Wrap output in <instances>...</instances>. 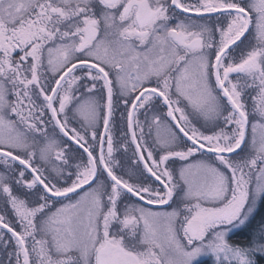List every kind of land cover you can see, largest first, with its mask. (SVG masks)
I'll return each instance as SVG.
<instances>
[{
  "label": "snow or ice",
  "instance_id": "obj_1",
  "mask_svg": "<svg viewBox=\"0 0 264 264\" xmlns=\"http://www.w3.org/2000/svg\"><path fill=\"white\" fill-rule=\"evenodd\" d=\"M261 206L264 0H0V264H264Z\"/></svg>",
  "mask_w": 264,
  "mask_h": 264
},
{
  "label": "rangeland",
  "instance_id": "obj_2",
  "mask_svg": "<svg viewBox=\"0 0 264 264\" xmlns=\"http://www.w3.org/2000/svg\"><path fill=\"white\" fill-rule=\"evenodd\" d=\"M261 213H264V206H261L260 209L258 210V214H257V220L259 219V215ZM244 238V233L238 230H234V232L231 235V239L233 241H237V240H243ZM206 259V258H204Z\"/></svg>",
  "mask_w": 264,
  "mask_h": 264
},
{
  "label": "flooded vegetation",
  "instance_id": "obj_3",
  "mask_svg": "<svg viewBox=\"0 0 264 264\" xmlns=\"http://www.w3.org/2000/svg\"><path fill=\"white\" fill-rule=\"evenodd\" d=\"M119 117V113H117V118ZM117 159H126L125 157L122 156H117ZM127 171V169H125Z\"/></svg>",
  "mask_w": 264,
  "mask_h": 264
}]
</instances>
